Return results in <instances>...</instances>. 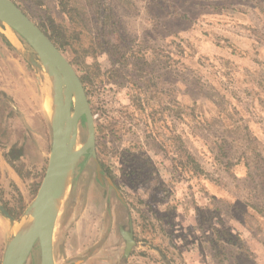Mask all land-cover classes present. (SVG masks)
Segmentation results:
<instances>
[{"label":"rangeland","instance_id":"1","mask_svg":"<svg viewBox=\"0 0 264 264\" xmlns=\"http://www.w3.org/2000/svg\"><path fill=\"white\" fill-rule=\"evenodd\" d=\"M11 1L36 25L51 18L68 42L60 52L84 78L97 160L122 199L81 157L54 264H220L212 243L226 238L211 226L251 255L224 264H264V0H78L74 22L54 0ZM0 27V205L16 226L45 173L52 110L40 73ZM86 137L81 120L78 147ZM187 155L202 175L187 172ZM128 218L136 244L124 259ZM13 230L0 215V264ZM24 264H40L38 245Z\"/></svg>","mask_w":264,"mask_h":264},{"label":"water","instance_id":"2","mask_svg":"<svg viewBox=\"0 0 264 264\" xmlns=\"http://www.w3.org/2000/svg\"><path fill=\"white\" fill-rule=\"evenodd\" d=\"M0 24L14 35L16 42L6 36V30H1L5 39L40 73L43 85L47 87L45 81L48 82L45 91L50 97L52 110V115L47 114L51 128L47 166L37 193L24 213L25 219L22 220L30 222V228L24 235L12 234L5 247L2 264H24L36 244L40 251V264H54L53 235L56 221L81 157L92 158L97 182L100 185L105 182L115 191L117 198L122 199L113 181L104 174L97 160L93 116L82 83L71 64L11 0H0ZM20 39L25 42L30 52ZM82 119L87 128V137L78 147V124ZM57 200L60 204L56 207L54 204ZM0 215L8 220L13 229L16 221L1 205ZM128 226L129 232L125 234L120 229L121 237L125 241V257L135 246L130 218Z\"/></svg>","mask_w":264,"mask_h":264},{"label":"trees","instance_id":"3","mask_svg":"<svg viewBox=\"0 0 264 264\" xmlns=\"http://www.w3.org/2000/svg\"><path fill=\"white\" fill-rule=\"evenodd\" d=\"M54 1L56 3L58 12H60L62 15L67 16L71 22H74V20L80 17V9L78 6V0H54ZM98 11L99 12L97 15L99 19L101 18V15H100L101 12L100 10ZM106 19H107L106 15H102L101 20L104 21ZM37 26L51 40V42L55 45V47L59 51H61L62 48L68 45V42H66V40H64L63 37H61L60 32H59V27L55 25L54 21L48 16L43 17V19L41 20V23L38 24ZM80 81L84 85V78H80ZM82 123L86 128L84 119H82ZM98 132H99V129L96 128V134H98ZM239 159L240 158H238L237 161ZM238 164H240V161L238 162ZM100 165L101 167L105 168V166L101 162H100ZM180 165H182V163L180 161H177V166H180ZM187 165L191 166L190 170H187L188 173H191L192 175H202L203 174L200 165L196 162V160L191 155H187ZM172 171H175V170L172 168ZM180 174H182V172L179 173V175ZM257 211L259 210L257 209ZM211 229L217 234L218 240H220L221 238H226L219 245L212 243L213 250L215 251L214 258L218 259V262L220 264H224V261H225L224 259H227V260H229V258L234 259L235 255L237 254L245 260H248L251 257V255L249 254V250L244 246L239 236H231L227 233V231L220 232L212 226H211ZM228 245H232L234 247L238 245L239 247L237 249V253L233 254V252L227 251L226 247Z\"/></svg>","mask_w":264,"mask_h":264},{"label":"bare ground","instance_id":"4","mask_svg":"<svg viewBox=\"0 0 264 264\" xmlns=\"http://www.w3.org/2000/svg\"><path fill=\"white\" fill-rule=\"evenodd\" d=\"M9 35L16 42L14 35L10 31H9ZM45 108H46V113L50 115L52 113V111H50L47 106H45ZM59 204H60V201L57 200L54 205L57 207V206H59ZM29 228H30V222L23 221L22 223L14 226L13 232H14V234H23L24 235V234H26L28 232Z\"/></svg>","mask_w":264,"mask_h":264},{"label":"flooded vegetation","instance_id":"5","mask_svg":"<svg viewBox=\"0 0 264 264\" xmlns=\"http://www.w3.org/2000/svg\"><path fill=\"white\" fill-rule=\"evenodd\" d=\"M0 47H1V45H0ZM13 153H14V151H10L9 152V156L11 155V157H12V155H13ZM17 154L16 155H14L13 157L14 158H20L21 156H22V151L20 150H18V152H16ZM10 163V162H9ZM8 211V210H7ZM8 213L10 214V215H12L9 211H8ZM120 229H122L123 230V232H124V234L126 233V232H129V226L127 225L126 227H123V228H121V227H119L118 228V232H119V234H120ZM120 236H121V234H120ZM122 238V237H121ZM132 239H133V241H134V233H133V230H132ZM122 240H123V238H122ZM123 242H124V249H125V241L123 240ZM135 242V241H134ZM136 244V243H135ZM37 245V244H36ZM135 247V246H134ZM134 247H132V249L134 248ZM132 249H131V251H132ZM131 251H130V253H129V255L127 256V257H125L124 256V250H123V258L124 259H127L129 256H130V254H131Z\"/></svg>","mask_w":264,"mask_h":264},{"label":"crops","instance_id":"6","mask_svg":"<svg viewBox=\"0 0 264 264\" xmlns=\"http://www.w3.org/2000/svg\"><path fill=\"white\" fill-rule=\"evenodd\" d=\"M6 36H7V34H6ZM8 37V36H7Z\"/></svg>","mask_w":264,"mask_h":264}]
</instances>
